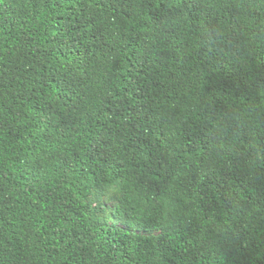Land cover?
<instances>
[{"label":"trees","instance_id":"obj_1","mask_svg":"<svg viewBox=\"0 0 264 264\" xmlns=\"http://www.w3.org/2000/svg\"><path fill=\"white\" fill-rule=\"evenodd\" d=\"M0 264H264V0H0Z\"/></svg>","mask_w":264,"mask_h":264},{"label":"rangeland","instance_id":"obj_2","mask_svg":"<svg viewBox=\"0 0 264 264\" xmlns=\"http://www.w3.org/2000/svg\"><path fill=\"white\" fill-rule=\"evenodd\" d=\"M114 196H115V194L111 190L106 195H103V197H102V203L108 208V210L106 212L107 223L110 224V225H117V226H122V227H125V228H129L128 225L124 224L121 220L113 217L112 214H111L110 210L116 204ZM129 229H131V228H129Z\"/></svg>","mask_w":264,"mask_h":264}]
</instances>
